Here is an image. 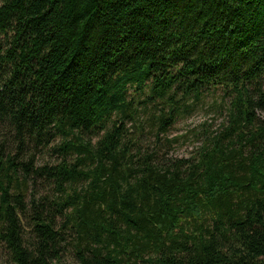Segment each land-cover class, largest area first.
<instances>
[{"label": "trees", "instance_id": "1", "mask_svg": "<svg viewBox=\"0 0 264 264\" xmlns=\"http://www.w3.org/2000/svg\"><path fill=\"white\" fill-rule=\"evenodd\" d=\"M0 254L264 264V0H0Z\"/></svg>", "mask_w": 264, "mask_h": 264}, {"label": "rangeland", "instance_id": "2", "mask_svg": "<svg viewBox=\"0 0 264 264\" xmlns=\"http://www.w3.org/2000/svg\"><path fill=\"white\" fill-rule=\"evenodd\" d=\"M220 96L206 97L195 106L191 115L180 119L170 129L167 136L168 140L173 141L168 151L170 157L189 159L194 150L201 146L205 129L210 126V131H215L220 126L225 115L224 108H217L222 106Z\"/></svg>", "mask_w": 264, "mask_h": 264}, {"label": "bare ground", "instance_id": "3", "mask_svg": "<svg viewBox=\"0 0 264 264\" xmlns=\"http://www.w3.org/2000/svg\"><path fill=\"white\" fill-rule=\"evenodd\" d=\"M147 230V229H146Z\"/></svg>", "mask_w": 264, "mask_h": 264}]
</instances>
